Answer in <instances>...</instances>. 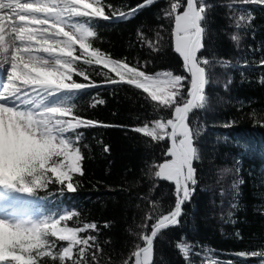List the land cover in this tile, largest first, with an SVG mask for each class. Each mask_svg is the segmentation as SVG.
Here are the masks:
<instances>
[{"label":"trees","instance_id":"1","mask_svg":"<svg viewBox=\"0 0 264 264\" xmlns=\"http://www.w3.org/2000/svg\"><path fill=\"white\" fill-rule=\"evenodd\" d=\"M143 2L104 0L119 11ZM205 2L211 7L206 13L202 55L213 64L206 86L207 104L190 115L192 125L201 128L197 141L200 159L194 161L198 183L183 206L180 224L155 238L153 264H205L208 259L256 264L264 260L239 256L241 252L264 251V65L260 64L264 59V5L242 0ZM168 6L169 0H155L131 19L89 22L97 33L91 38L93 47L114 59L142 65L151 73L171 69L174 74L185 75L182 59L173 50V22L164 16ZM240 15L254 19L250 24L241 22L237 29L235 22ZM157 33L159 50L154 51L147 41L155 44ZM233 34L241 36L239 47L230 38ZM215 60L231 63L225 67ZM79 67L96 83L105 79L106 70L100 67L82 62ZM73 79L87 83L79 76ZM97 99L104 103L92 107ZM72 102L77 115L108 126L78 130L83 133L79 146L84 174L74 177L77 191L61 194V185L49 182L32 197L41 199L39 207L47 213L61 205L77 212L63 222L69 226L92 222L99 226V231L80 234L97 237L101 248L98 264H131L132 252L137 245L143 246L140 236L149 234L155 222L145 219L153 212L152 202L157 204L153 215L166 213L175 203V185L154 176L155 165L163 161L170 142L152 141L133 129L160 117L170 118L171 110L158 109L142 90L127 84L88 89L73 96ZM64 243L58 242L57 250ZM177 243L193 246L187 261ZM44 264L59 261L46 259Z\"/></svg>","mask_w":264,"mask_h":264},{"label":"snow or ice","instance_id":"2","mask_svg":"<svg viewBox=\"0 0 264 264\" xmlns=\"http://www.w3.org/2000/svg\"><path fill=\"white\" fill-rule=\"evenodd\" d=\"M242 2L264 5V0ZM153 3L155 0H144L128 11H119L104 0H0V207L5 212L0 216V264H44L46 259L58 260L59 264H89L91 259L92 264H98L101 248L97 237L80 235L99 231L95 222L83 227L61 226L78 215L75 211L57 214L58 218H24L31 212L17 195H37L49 182L61 185V194L77 191L74 177L84 174L79 146L83 133L78 130L108 126L74 111L72 97L92 88L127 84L142 90L158 109L171 110L170 118L160 117L133 129L152 141L170 142L163 161L155 165L154 176L175 185L171 210L153 215L157 204L152 202L153 212L145 219L155 222L150 234L140 236L143 246L137 245L132 252L134 264H153L155 238L180 224L183 206L198 183L194 161L200 159L197 141L201 128L192 125L190 115L208 101L206 86L213 60L202 52L206 47V13L211 5L205 0H169L164 10V16L173 22V50L182 59L185 75L174 74L171 69L145 71L142 65L112 58L91 42L97 33L89 22L131 19ZM252 19L251 15H240L235 27L239 29L241 22L250 24ZM157 37L155 44L147 41L154 51L159 50V33ZM230 38L239 47L241 36L233 34ZM81 62L106 70L105 79L96 83L79 67ZM215 63L227 67L231 62ZM260 64L264 65V59ZM74 76L87 83L77 82ZM103 103L97 99L91 106ZM58 242L67 246L57 250ZM192 247L177 243L186 261ZM248 255L264 257V251L239 253L241 257Z\"/></svg>","mask_w":264,"mask_h":264},{"label":"rangeland","instance_id":"3","mask_svg":"<svg viewBox=\"0 0 264 264\" xmlns=\"http://www.w3.org/2000/svg\"><path fill=\"white\" fill-rule=\"evenodd\" d=\"M180 75H182V74H180ZM186 87H187V85H186ZM17 195L21 196V197H19V199H22L26 202V204L29 207V210L31 212L30 217L26 216L24 218L41 219L46 215H52L55 218H58L57 214H63V212H65V211H72L71 208H69L68 206L61 205L57 210L50 212V213H47L39 207V204L35 201V199H32L30 196H27L26 194H17ZM40 202H41V200H40ZM0 209H2V207H0ZM0 212L3 213L4 211L0 210ZM3 215H5V214H3ZM3 215L0 214V216H3ZM61 226H63V222H62ZM67 226H69V225H67ZM69 227H74V226H69ZM81 227H83V226H81ZM64 246H67L66 242L64 243V245L62 247H64ZM262 261H264V260H261V261L257 262L256 264H262ZM205 264H226V263H224L222 261H216L213 259H208L205 262Z\"/></svg>","mask_w":264,"mask_h":264},{"label":"water","instance_id":"4","mask_svg":"<svg viewBox=\"0 0 264 264\" xmlns=\"http://www.w3.org/2000/svg\"><path fill=\"white\" fill-rule=\"evenodd\" d=\"M150 234V233H149ZM131 264H134V262H132Z\"/></svg>","mask_w":264,"mask_h":264},{"label":"bare ground","instance_id":"5","mask_svg":"<svg viewBox=\"0 0 264 264\" xmlns=\"http://www.w3.org/2000/svg\"><path fill=\"white\" fill-rule=\"evenodd\" d=\"M1 211H3L2 209H0Z\"/></svg>","mask_w":264,"mask_h":264}]
</instances>
